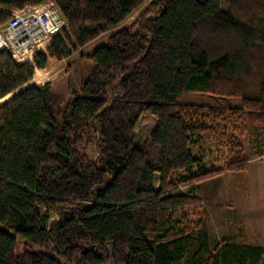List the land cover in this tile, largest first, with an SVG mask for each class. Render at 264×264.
Instances as JSON below:
<instances>
[{
    "label": "trees",
    "instance_id": "obj_1",
    "mask_svg": "<svg viewBox=\"0 0 264 264\" xmlns=\"http://www.w3.org/2000/svg\"><path fill=\"white\" fill-rule=\"evenodd\" d=\"M43 1L0 0V24ZM53 1L67 26L33 63L0 51V101L49 57L69 58L110 34L66 101L45 83L0 105V264H178L194 245L187 264H264L254 242L210 245L195 194L201 182L248 169L247 135L253 154L264 149V0ZM187 92L241 105L178 103ZM143 115L156 120V157L136 142ZM207 138L227 143L224 168H207L195 154ZM183 171L189 176L176 175ZM177 209H191L193 219L176 221Z\"/></svg>",
    "mask_w": 264,
    "mask_h": 264
},
{
    "label": "rangeland",
    "instance_id": "obj_2",
    "mask_svg": "<svg viewBox=\"0 0 264 264\" xmlns=\"http://www.w3.org/2000/svg\"><path fill=\"white\" fill-rule=\"evenodd\" d=\"M222 8L226 9L227 4L224 3ZM138 14L139 11H135L122 26L136 20ZM109 34L105 33L83 48L73 51L69 58L57 60L56 58L49 57L45 68L35 69L32 81L1 100L0 105L27 86H42L45 83H50L52 90L59 94L63 101H66L69 97L70 87L79 89L82 81L90 77L95 64L88 56L96 47L106 44ZM48 46L39 52L47 54ZM33 58H31V61L25 62L33 63ZM70 77L71 81H69ZM177 102L219 108L239 107L241 105V100L237 97L203 92L184 93L178 97ZM155 127L156 120L151 116L143 115L135 128L138 146L144 148L152 157L158 155L157 149L151 144V137ZM245 143V153L250 158L249 167L246 171H228L216 179L200 184V195H202L203 209L207 215L209 243L211 246L224 239H231L237 243L254 242L264 246V149L258 151L259 153H263V155H260L258 152L253 154L252 143L248 135L246 136ZM194 152L201 156L202 163L207 168H224L229 154L228 145L225 141L208 138L196 143ZM88 154L90 158L95 157L96 148L93 144L89 146ZM189 174L190 171H183L181 173L177 172L176 175L187 177ZM173 213L175 220L184 224H187L194 217L191 209H187V214L178 209L174 210ZM11 233L15 235L13 232ZM16 238L19 239L18 236ZM27 248L30 251L43 250V248L35 244H27ZM195 248L196 245L190 249L184 259L178 264H187ZM22 249L23 246L19 245L16 251L21 252ZM104 264L115 263L111 259H107Z\"/></svg>",
    "mask_w": 264,
    "mask_h": 264
},
{
    "label": "built area",
    "instance_id": "obj_3",
    "mask_svg": "<svg viewBox=\"0 0 264 264\" xmlns=\"http://www.w3.org/2000/svg\"><path fill=\"white\" fill-rule=\"evenodd\" d=\"M67 24L53 0L12 10L11 17L0 24V51H7L19 63L31 61Z\"/></svg>",
    "mask_w": 264,
    "mask_h": 264
},
{
    "label": "crops",
    "instance_id": "obj_4",
    "mask_svg": "<svg viewBox=\"0 0 264 264\" xmlns=\"http://www.w3.org/2000/svg\"><path fill=\"white\" fill-rule=\"evenodd\" d=\"M221 176V175H220ZM219 177V176H218ZM218 177H215V178H212V179H209V180H206V181H210V180H213V179H216V178H218ZM205 182V181H204ZM204 182H201V183H204ZM201 183H199L198 185H197V190L195 191V194L201 199V201H202V204H203V200H202V195H200V184ZM257 244V243H256ZM264 247V246H263Z\"/></svg>",
    "mask_w": 264,
    "mask_h": 264
},
{
    "label": "bare ground",
    "instance_id": "obj_5",
    "mask_svg": "<svg viewBox=\"0 0 264 264\" xmlns=\"http://www.w3.org/2000/svg\"><path fill=\"white\" fill-rule=\"evenodd\" d=\"M65 28H63V30H64ZM63 30L60 32V33H62L63 32ZM60 33H58V34H60Z\"/></svg>",
    "mask_w": 264,
    "mask_h": 264
}]
</instances>
